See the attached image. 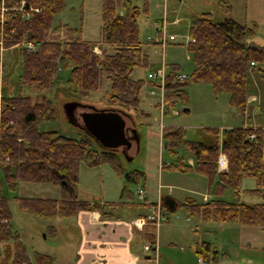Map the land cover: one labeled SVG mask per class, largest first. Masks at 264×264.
Wrapping results in <instances>:
<instances>
[{"label":"trees","instance_id":"obj_1","mask_svg":"<svg viewBox=\"0 0 264 264\" xmlns=\"http://www.w3.org/2000/svg\"><path fill=\"white\" fill-rule=\"evenodd\" d=\"M22 1L0 0V32L6 47L21 46L24 42L27 45L31 42L36 46V49L28 46L22 48L20 87L28 86L42 91V98L33 102L31 96L19 93L4 95L0 100V160L5 181L11 189H16L19 180L60 183L61 199L20 197L23 210L43 217H73L82 210H101L104 215H109L106 208L116 206L115 203L83 200L79 197L77 187L82 162L89 166L107 162L122 169L115 150L103 148L104 151L98 152L93 148L89 134L73 138L57 130L41 129L40 124L56 119V103L47 93L62 89L57 87L59 71L68 66L71 67V74L63 89L68 91L70 97L93 99L95 92L106 82V95L109 96L111 109L123 112L135 110L136 113L140 111L148 115L141 103V92L146 81L133 77L136 68H150L151 65L150 56L140 38V6L132 0H103L102 41L113 50L104 46L99 53L85 39L82 29L68 23H55L56 16L66 6L65 0H25L21 10L19 8L22 7ZM218 5L224 15L222 21L215 20L213 12L206 11L190 24L188 47L196 66L193 79L210 84L216 95L228 93L230 104L239 110L245 120L252 93L251 75L264 83V46L250 41L257 33L256 24L249 26L237 21L233 15V6L228 0H219ZM4 6L9 10L4 12L2 20ZM32 7L41 8V11H29ZM27 12L31 13L30 17L26 16ZM163 36L166 37L165 34ZM156 40V43H163ZM178 74L180 73L174 66L167 73L164 84L167 112L178 99H187L184 87L189 77L185 81H179ZM148 85L151 90L161 87L160 83L150 79ZM163 134V139L173 147L184 141L195 155L196 170L209 177L210 185L216 184L215 198L206 203L199 204L191 199L181 203L170 196H163L160 203L163 214L167 217L165 221L169 220L168 213L175 212L181 206L197 207L196 213L202 214L201 208L210 205L214 219L219 222L239 221L244 226L264 230L262 125L246 126L244 123L226 127L223 131L217 127H206L204 138L198 141L185 140L182 127L163 129ZM221 152L228 157V167L222 171L218 168ZM171 167L183 171L192 170V165L183 162L179 165L172 164ZM130 173L126 175L127 180L140 182L147 179L142 171ZM247 178L255 180V187L243 188ZM142 187L145 189V185ZM227 189L237 196L245 190L252 196L260 197L262 201L232 202L220 198ZM142 201L146 202V189L145 200ZM157 204L158 201L154 208ZM159 226L149 223L143 228L142 240L152 247L151 252L157 249ZM52 229L55 231V226ZM0 246L3 250L0 249V264H33L27 255L25 244L13 230L12 212L2 192ZM208 251L210 244L203 242L198 250L201 255L198 259L203 258L208 263L205 259ZM35 259L36 264H56L55 257L44 252H36Z\"/></svg>","mask_w":264,"mask_h":264},{"label":"rangeland","instance_id":"obj_2","mask_svg":"<svg viewBox=\"0 0 264 264\" xmlns=\"http://www.w3.org/2000/svg\"><path fill=\"white\" fill-rule=\"evenodd\" d=\"M132 1L140 6V38L150 56L151 64L150 68L146 66L136 68L133 77L146 81L141 92V103L150 115L148 118L143 112L136 113L135 110L124 112L132 118H128L130 126L138 127L140 124L138 118L142 121L138 127L139 146L133 145L128 153H124L121 148L115 150L119 163L125 170L124 173L122 169L107 162L97 166H89L86 162H82L77 187L81 199L113 202L116 205L114 213L122 216L136 215L139 211L141 207L139 204L144 202L139 198L138 190L144 185L148 191L152 192L151 197L156 199V202L160 198V186H163L162 196L176 197L181 203L189 199L203 202L205 193L215 197L216 184L210 185L209 177L198 172L195 163L192 165V170L188 171L171 167L172 164L179 165L181 162L189 165L190 159L195 162L196 158L184 141L177 147L172 145L166 147L165 144L170 142L163 139V129L170 126L182 127L185 131V140L198 141L204 138L206 127H217L223 131L226 127L244 123L246 126L258 125L264 118V83L261 79L255 78V75L252 74L250 78L252 93L249 96V111L245 120L239 110L230 104L228 93L216 95L210 84L193 79L196 66L193 54L188 47L189 27L193 20L206 11L213 12L215 20L222 21L224 15L219 9V0ZM228 1L233 6V15L237 21L249 26L256 24L257 33L250 41L264 46V0ZM65 2L66 6L56 16L55 23H68L82 29L83 36L94 45L96 52L100 53L104 46L112 51L113 49L102 41L103 0H65ZM163 34H166L167 41H163ZM157 38H160L159 40L163 43H156ZM3 39L1 33L0 100L4 95L19 93L31 96L33 102L40 100L42 91L28 86L20 87L22 48H27V43L6 47ZM163 66H165L166 74L170 73L174 66L176 71L189 76V81L184 87L187 99H178L174 105H171L168 112L166 102L165 105L161 103L160 89H156L157 94H151V87L148 85L149 73ZM70 74V66L60 69L57 87L62 89L47 93L48 97L53 98L56 103V119L40 124V128L57 130L64 135L81 138L87 133L70 122L64 103L79 101L98 109H111L108 102L109 96L106 95L108 83L105 82L104 86L95 92L93 99L73 98L63 89L67 85ZM185 109L188 110L185 111ZM82 112V108L76 111L79 120H81ZM261 125L264 127V124ZM92 146L98 152L105 150L93 138ZM2 167L0 160L2 184L0 192L7 199L12 212L13 230L19 234L25 244L27 255L33 264H36V252L53 255L56 264H79L78 257L81 253L77 249L82 233L76 221L83 210L73 217L57 218H47L23 210L19 202L20 197L61 199L62 187L60 183L19 180L16 189H11L5 181ZM136 171L144 172L146 181L135 182L126 179L127 174ZM255 185L253 178H247L243 183L244 189L253 188ZM171 189L173 193H170ZM220 198L232 202L262 201L260 197L252 196L245 190L237 196L232 190L227 189ZM210 207V205L202 207V214L196 213L197 207L185 208L184 206L179 207L175 212L168 213L169 220L163 221L158 228V234L159 231L162 234L157 249L158 255L161 256V263L199 264L198 258L201 255L198 254V250L201 249L203 242H207L210 244V251L206 253L208 255L205 254L207 258H204L209 264H264V230L244 226L239 221L219 222L214 219L213 210ZM108 210L110 211L111 207H107L106 211ZM52 226H55V231ZM4 245L3 243V250ZM151 250V246L149 250H146L145 246L146 252Z\"/></svg>","mask_w":264,"mask_h":264},{"label":"crops","instance_id":"obj_3","mask_svg":"<svg viewBox=\"0 0 264 264\" xmlns=\"http://www.w3.org/2000/svg\"><path fill=\"white\" fill-rule=\"evenodd\" d=\"M143 110L148 114L146 116L149 118V113L144 107ZM129 118L132 119L131 117ZM137 120L140 123L139 125H141L142 121H140L139 118ZM261 124H264L263 119L260 120L258 125H251L260 126ZM138 127L134 126L133 128L137 130V136L139 137ZM135 144L139 146V142H135L133 145ZM129 149L127 150V153L130 152ZM189 163L194 165L195 162L190 159ZM162 188L163 186H160V198L158 197V202L161 197H163L161 193ZM145 189L146 202L139 204L141 207L136 215H117L114 213L116 207L114 206L111 207L110 211H107L109 212V215H104L103 212L99 211L83 210V212L77 216L76 225L80 230V233H82L80 237L81 242L77 249V251L82 254L78 257L79 264H162L161 256L158 255L159 253L157 251L158 242L160 243L162 238L161 231H159L158 234L156 251L146 252L145 246L148 244L142 240L143 229L138 228L134 222L138 217L150 214L154 211L153 208L156 199L151 197L152 192L150 190L148 191L146 186ZM170 191V193H173V189ZM170 197L177 200L176 197ZM213 198L215 197H210L208 193H205L203 195V202L194 201L201 204L209 202ZM144 254L145 256L143 257ZM155 256L157 257L155 258Z\"/></svg>","mask_w":264,"mask_h":264},{"label":"water","instance_id":"obj_4","mask_svg":"<svg viewBox=\"0 0 264 264\" xmlns=\"http://www.w3.org/2000/svg\"><path fill=\"white\" fill-rule=\"evenodd\" d=\"M82 108L79 120L77 109ZM64 109L70 122L82 128L100 146L106 149L119 150L124 153L139 142L137 130L128 125V116L115 109H98L95 106L86 105L79 101H67ZM168 143L165 144L167 147Z\"/></svg>","mask_w":264,"mask_h":264},{"label":"built area","instance_id":"obj_5","mask_svg":"<svg viewBox=\"0 0 264 264\" xmlns=\"http://www.w3.org/2000/svg\"><path fill=\"white\" fill-rule=\"evenodd\" d=\"M22 7H20L19 9L22 10L24 4H25V0H23L22 2ZM14 9V8H13ZM7 10V7H2V16H1V19L3 20V17H4V12H6ZM32 10H35V11H41V8H38V7H32L29 11H32ZM26 16L27 17H30L31 16V13L30 12H27L26 13ZM2 25H3V21H2ZM166 35V34H165ZM159 39L157 38L156 41H158ZM166 40V37H164V40ZM160 41V40H159ZM188 43L190 41L189 37L187 39ZM2 43V41H0V44ZM28 47L29 48H32V49H36V46L29 42L28 43ZM254 64V63H252ZM166 77H167V74H166V70H165V66L163 67H160V68H157V70L155 71H151L149 73V79L150 80H153L157 83H160L161 84V87H158V89H160V97H161V103L163 105H165V82H166ZM188 75L185 74V73H180L178 74L177 78L179 81H185L188 79ZM151 93L152 94H157V91L155 89H152L151 90ZM251 137H254V135H252ZM228 167V157L225 153L221 152L220 156H219V160H218V168L219 170H225L227 169ZM138 196L141 200H145V189L144 187H140L139 190H138ZM167 219L166 215L163 214V211H162V207H161V203L160 201L158 202L156 208H154V212L152 214H149L147 216H140L138 217L134 222H135V225L140 228V229H143L144 226H146L147 224L149 223H154L156 224L157 226H159L163 221H165ZM150 249V246H146V250H149ZM199 264H209L207 263L203 258H200L199 259Z\"/></svg>","mask_w":264,"mask_h":264},{"label":"flooded vegetation","instance_id":"obj_6","mask_svg":"<svg viewBox=\"0 0 264 264\" xmlns=\"http://www.w3.org/2000/svg\"><path fill=\"white\" fill-rule=\"evenodd\" d=\"M129 125V124H128ZM130 126V125H129ZM131 127V126H130ZM122 149V148H121Z\"/></svg>","mask_w":264,"mask_h":264}]
</instances>
